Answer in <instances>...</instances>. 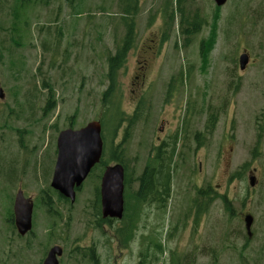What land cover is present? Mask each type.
<instances>
[{
  "label": "rangeland",
  "instance_id": "1",
  "mask_svg": "<svg viewBox=\"0 0 264 264\" xmlns=\"http://www.w3.org/2000/svg\"><path fill=\"white\" fill-rule=\"evenodd\" d=\"M128 4L0 0V264H35L55 244L64 248L60 264H94L90 249L98 264H264V0L221 7L214 0L131 1V48L106 98L109 57L128 34ZM192 23L200 26L188 35ZM143 100L147 108L129 136L127 121L115 131L120 113L128 120ZM94 120L102 123L107 152L123 151L130 181L127 217L107 228L96 224L100 170L74 203L51 187L60 131ZM160 136L168 151L175 148L165 207L134 199ZM19 187L34 201L25 236L14 223ZM246 214L254 217L252 237ZM134 220L127 238L122 231ZM157 245L163 250L154 254Z\"/></svg>",
  "mask_w": 264,
  "mask_h": 264
},
{
  "label": "water",
  "instance_id": "2",
  "mask_svg": "<svg viewBox=\"0 0 264 264\" xmlns=\"http://www.w3.org/2000/svg\"><path fill=\"white\" fill-rule=\"evenodd\" d=\"M216 5L224 6L228 0H214ZM249 56L245 52L240 56V68H246ZM0 98H3L0 89ZM102 123L99 120L89 122L80 129L67 128L58 136V159L54 170L51 186L60 194L76 200L77 189L91 173L93 167L99 163L103 155ZM256 177H252L254 186ZM125 168L123 164L116 163L108 166L101 182V207L104 218L121 220L125 213ZM34 202L19 191L14 205V218L18 233L26 235L32 230ZM246 227L249 236L252 235V217L247 216ZM60 246L51 248L45 264H59L58 256L62 254Z\"/></svg>",
  "mask_w": 264,
  "mask_h": 264
},
{
  "label": "trees",
  "instance_id": "3",
  "mask_svg": "<svg viewBox=\"0 0 264 264\" xmlns=\"http://www.w3.org/2000/svg\"><path fill=\"white\" fill-rule=\"evenodd\" d=\"M129 1H130V4L126 6V10H125L126 14L122 16L124 22L127 23L129 27L127 37L124 40V42L118 47L117 52L111 57H109V60H108L109 61L108 75L112 83H111L109 90L105 93L106 98L111 95L113 88L116 86L115 85L116 79L118 77L116 74L119 71L122 64L125 62L126 53L131 48V43L133 40L132 33H133L134 19L131 18V15L129 16V11L131 10V8L133 9V7H136V6L131 5V1L133 0H129ZM186 1L188 0H178V4L180 5L181 3H184ZM14 15L16 18V22L20 21V18H21L20 12H15ZM194 23H192L191 27L188 26V28L186 29V33L188 35H192L196 33L199 29L200 25L197 28H194ZM183 78H184V74H182L181 80ZM175 80H177V78L175 77L171 79L168 85V94H170L173 91V89L175 90V88H173ZM173 92L171 93V96L173 95ZM141 103L142 104L140 105V107L137 110H135L133 115H131V117L128 120L125 118V115L121 116V113H120V117H117L118 123L117 125H115V131H117V129L120 128L123 125V123L127 121L128 127L126 126V129H125V137L129 136L130 129H132V127L136 123L135 121L138 122V120L142 117L143 113L145 112L147 108L146 102L144 103V100ZM103 135H104V131H103ZM118 149L119 148H117V151ZM154 149H156V153H152L150 155L148 162L145 165L142 173L137 178V181L139 182V186L135 193L134 199L140 204H144V202L150 200V201H154V204L158 205L159 207H165L168 203V200L170 199L171 183H172L171 162L174 159L175 148H173L171 151H168L169 149L164 150L163 147H160V146L155 147ZM107 150L105 149V153L103 155L104 163L106 162L108 164L109 161H116L117 163L124 162L123 151L122 152L116 151L112 155H110V153H108L109 151L107 152ZM125 170H126L125 187L127 188L129 186L130 181H129V177L127 173L128 171L126 167H125ZM197 193L200 198L204 199V196H206L205 191L203 190H198ZM96 197H97V201L100 203V193L98 190L96 193ZM128 203H129L128 195L126 191L124 218L127 217V214H128ZM13 220L14 219L12 215V221ZM134 225H135V220L132 223L131 227H128V228L126 227L125 229L127 230H124L122 232L123 234L128 232L127 238L129 237V235L131 236L130 232H131L132 227H134Z\"/></svg>",
  "mask_w": 264,
  "mask_h": 264
},
{
  "label": "flooded vegetation",
  "instance_id": "4",
  "mask_svg": "<svg viewBox=\"0 0 264 264\" xmlns=\"http://www.w3.org/2000/svg\"><path fill=\"white\" fill-rule=\"evenodd\" d=\"M239 62H240V60H239ZM142 69H141V73H142ZM144 75V74H143ZM138 73L136 74V78H138ZM135 84L136 83H133V85L135 86ZM0 89H2V95H3V99H4V96H5V92H4V90H3V88L2 87H0ZM133 91H135V90H133ZM212 131V130H211ZM61 132V131H60ZM164 135V134H163ZM200 135L201 134H197V136H196V138H197V140H198V137H200ZM59 136V135H58ZM159 139V142L161 143V145H160V147L162 146L165 150H167L168 148V146H169V144L168 143H166V141H165V137L163 136V137H159L158 138ZM57 142H58V138H57V141H56V147H57V158H56V160H55V162H54V169H53V171H52V175H54V170H55V166H56V163H57V159H58V146H57ZM198 142V145L196 146V148H195V150L196 151H200L204 146L202 145L203 143H202V141H197ZM103 144H104V147H103V155H104V153H105V149H106V146H105V143H104V140H103ZM56 153V152H55ZM103 155H102V157H101V160L99 161V163H97L94 167H93V169H92V171H91V173L93 172V171H96V170H100L101 171V175H100V186H99V189H97L98 191H99V193H100V207H101V182H102V177H103V174H104V172H105V170H106V168L108 167V166H111L110 165V163H104L103 162ZM116 164V163H115ZM115 164H112V165H115ZM201 166H202V164H201V162H200V164H199V167H200V171H201ZM98 167H99V169H98ZM2 170L0 169V177L2 178ZM90 173V174H91ZM252 173L254 174V171H252ZM89 174V175H90ZM251 175L250 177H249V179H250V185H251V180H252V177H254V175ZM20 178H21V173H20V175L18 176V179H17V181L14 183V185L16 186L17 185V182L20 180ZM88 178V177H87ZM52 179H53V176H52ZM51 183H52V180H51ZM14 185H12V186H14ZM256 185V183L254 184V186ZM252 186V185H251ZM52 187V186H51ZM82 187V186H81ZM81 187L79 188V189H81ZM54 189V188H53ZM79 189H77V192H78V190ZM55 190V189H54ZM19 191H23L24 192V190L23 189H21L20 187H19V189H18V191H17V193H16V196H17V194H18V192ZM56 192H57V194H58V197L61 199V201H63V200H68L69 202H71V200L70 199H68V198H66L65 196H63L62 194H60L57 190H56ZM25 194V193H24ZM16 196H15V200H14V205H15V201H16ZM26 197V196H25ZM76 197H77V195H76ZM30 198V197H29ZM32 199V198H31ZM33 200V199H32ZM225 200V199H224ZM43 201V203L44 204H46L47 203V201L45 200V199H43L42 200ZM34 202V201H33ZM146 203H148V204H150V203H152V204H154V201H146V202H144V204H146ZM56 211V210H55ZM56 219L58 220V219H60V220H62V218H63V216L62 215H60V213L58 212V211H56ZM101 214H102V207H101ZM125 214V213H124ZM247 216H251L252 217V220H253V223H252V226H251V230H252V227H253V224H254V217H253V215H251V214H246L245 216H244V222H245V226H246V224H247V222H246V218H247ZM102 218H100V220H96V224H98V226H103V227H105V228H107V224H110V223H113L114 221V219H112V218H110V217H107V218H104L103 217V215L101 216ZM123 219V218H122ZM121 219V220H122ZM115 220H118V219H115ZM14 223H15V221H14ZM115 223V222H114ZM32 224H33V220H32ZM15 226H16V224H15ZM32 227H33V225H32ZM124 230H127V229H124ZM123 230V231H124ZM122 231V232H123ZM246 231H247V227H246ZM30 233V232H29ZM248 233V232H247ZM28 234V233H27ZM26 234V235H27ZM123 234V233H122ZM124 234H126V233H124ZM123 234V235H124ZM113 235H115V239L117 240L118 238H117V236H116V234L115 233H113ZM252 235H253V232H252ZM252 235L250 236V237H252ZM25 236V235H24ZM124 238V240L125 241H132V240H126L127 238H125V237H123ZM54 246H60L61 248H62V254L60 255V256H58L57 258H58V261H59V264H60V259L62 258L61 256L63 255V253H64V248L61 246V245H58V244H55ZM54 246H52V247H54ZM51 247V248H52ZM51 248H50V250H51ZM156 249V252H154L153 250H152V252L154 253V254H157L158 252H160V251H162L163 250V246H161V245H157L156 247H155ZM50 250H47L46 252H45V254L43 253L42 254V256L38 259V260H36V262H35V264H45V261H46V259H47V257H48V255H49V252H50ZM90 251L92 252L91 254H90V260H91V262L92 263H94V264H98V259H97V256H96V251L94 250V249H90ZM78 252H80V254L84 257V256H86L87 254L85 253V250H84V252H82V250H78ZM100 260V259H99Z\"/></svg>",
  "mask_w": 264,
  "mask_h": 264
}]
</instances>
